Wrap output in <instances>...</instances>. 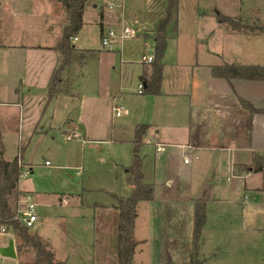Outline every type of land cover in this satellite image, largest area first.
Instances as JSON below:
<instances>
[{
  "label": "rangeland",
  "instance_id": "obj_1",
  "mask_svg": "<svg viewBox=\"0 0 264 264\" xmlns=\"http://www.w3.org/2000/svg\"><path fill=\"white\" fill-rule=\"evenodd\" d=\"M89 1L97 2V5L85 8L82 26L76 34L78 40L71 39V43L75 47L101 49L103 52L86 56L83 69L80 70V52H75L71 68H66L61 74V89L68 88L73 94L70 98L58 97L55 101L58 108L51 110L47 104L40 116L39 108L45 104L41 92L43 72L51 59L43 60L37 50L28 47L0 50V134L3 157L11 160L14 156L21 155L26 163L22 166L17 189L32 191L38 215L37 222L28 231L38 233L48 243L49 249L56 251L57 259L66 257L63 259L66 264H90L84 257L93 242L94 223L95 227L98 226L101 216L95 203L111 202V194H130L126 168L132 162L133 145L127 140L133 139L136 125L155 123L158 138L165 141H179L190 130V114L182 98L142 95L144 82L141 81L142 92L137 91L139 82L136 75L142 56L153 50V44L143 37L154 35L156 22L163 15L167 0H124V3H133V9L127 10H120L118 6L107 9L104 2L103 10L112 13L107 19L114 21L109 23L114 29L116 40L111 49L102 46L99 28L95 23L101 1L105 0ZM0 5L4 7L0 19L7 27L23 31L17 38L19 43L15 44L28 46L37 41L54 44L59 40L62 27L67 21V13L60 0H11L10 5H6V0H0ZM12 7H17L22 13L18 16L11 15ZM40 11L42 14H38ZM218 12L228 16L232 25L243 26L233 29L226 23L218 22ZM174 21L175 32L171 24L167 30L170 31L167 34L168 54H163L164 58L162 57L164 90L179 87L180 80L187 78L186 75L175 76L170 64L175 59L189 62V51L195 50L194 48L213 51L196 54L198 61L207 58L219 64L231 61L264 63V32L257 31L264 27V0H176ZM124 27L134 30L135 35L121 38L120 31ZM249 27L254 31H248ZM15 41L16 38L10 36L0 37L1 43L14 44ZM56 53L59 59L60 55ZM143 71H151L148 63H144ZM18 73L24 75L27 82L17 85L16 99L23 105L21 113L16 106L4 103L10 98L8 90L13 85V76ZM69 78L73 81L67 87ZM177 79L179 85L176 84ZM119 84L120 91H123L126 98L120 100L118 97L113 104L126 108L127 114L115 116L111 99L106 96L120 93ZM76 95L79 98L81 95L85 97L81 117L76 121H66V114L76 106ZM92 113L95 120L92 119ZM195 115L193 112L192 124H195ZM50 117L52 127L48 125ZM111 121L114 130L112 135L110 132L106 134L111 129ZM64 122L71 123L62 128ZM81 125L85 127L84 133ZM71 133L78 136L66 139L67 134ZM117 133H121L122 137ZM150 133H155V129L151 128L148 135ZM147 137H144L145 141ZM119 138L125 141H120ZM138 154L142 160V182H151L153 147L141 143ZM174 154L175 161L170 163L168 170L170 184H165L160 175L161 179L151 185L154 187V195L159 200L167 201L169 197L181 199L199 196L202 189L208 195L220 194L219 204L210 206L209 228L201 235L199 252L204 258L202 264H227L225 248L220 251L216 248L223 240L233 241L238 236L235 233L223 236L218 225L233 222L235 229L237 228L242 221L241 202L245 200L244 195L247 193L239 187L240 180L234 176L226 160L206 164L193 159L192 163L181 168V149L176 147ZM45 160H48V164H45ZM20 193L24 192L15 191L10 196L12 207H15ZM64 200H68V204H63ZM249 200L255 204V208L244 218L250 222L264 219V198ZM144 205L139 206L137 236L145 238L142 243L146 246L148 235ZM225 209L228 213H225ZM98 227L95 228L97 232ZM10 241H13L16 256L7 257L0 252V264H32L33 250L30 247L18 250L20 241L11 228H6L5 232L0 231V251ZM215 241L218 243L215 244ZM144 250L149 259L141 264H152L155 259L150 254V247ZM166 262L169 263L168 260ZM250 264L258 263L251 260Z\"/></svg>",
  "mask_w": 264,
  "mask_h": 264
},
{
  "label": "crops",
  "instance_id": "obj_2",
  "mask_svg": "<svg viewBox=\"0 0 264 264\" xmlns=\"http://www.w3.org/2000/svg\"><path fill=\"white\" fill-rule=\"evenodd\" d=\"M10 2L11 0H6V5H10ZM104 2L105 1H101L100 8L97 11V19L95 20V23L98 25L100 35L104 29H106L107 27H111L109 24L110 22H114L111 18L110 20L107 19V17L112 13H106L107 11L103 10ZM96 5L97 2H90L88 0L85 8L88 6L96 7ZM132 5L133 3L131 4L126 1L118 7L120 8V10H127L130 8L133 9L131 7ZM3 9L4 7L0 5V15L3 14ZM21 13L22 12L17 9V7H12L10 10V14L13 16H18ZM40 13L41 11L38 12V14ZM67 22L68 19L65 23ZM168 29H170V25L165 31L166 49L164 52V56L168 54L167 40L169 39V36L167 34L170 33V31H167ZM226 31L230 32L227 28ZM22 32L23 31L16 30L15 28H11L10 30V27H7L3 20L0 19V37L2 38L10 36V38H16V41L13 42L14 44H9L10 42H0V50L4 51L9 50V48L28 47L37 50V52H39L38 54L43 60L51 59L43 72V88L41 92L45 99V104L43 103L44 105L39 108V110H41L40 116H42L47 108L44 107L45 105L48 104V108L54 110L55 108L59 107L55 103L58 97L70 98V95L73 94V91L68 90V88L67 90L60 89L55 96H53L51 99H47V86L49 78L59 60L56 53L58 52L56 50L58 39L54 44L45 41H37L35 44L28 46L23 44H15L19 43L17 42V38L21 36ZM34 34L38 36L37 33L34 32ZM76 40H78V38ZM194 49L195 50L189 51V54L191 55L189 62H179L177 59H175L173 63L170 64L175 76H187L185 80H180L179 87L164 90V64L162 63V78L160 82L159 92L157 94H148L145 92L141 93L142 95H153L157 98H160L162 96L182 98L183 103L185 104V107L186 109H188L190 114V130L187 135L179 141L160 140L158 138L159 132L158 130H156L157 125L151 122L144 123V125L147 126V129L145 134L142 136L141 143L150 144L154 150V163L150 166L151 169L149 168L151 172L153 171V174L151 176L152 180L151 182L147 183L154 185V181L161 179L160 175H162L165 184H170L171 179L168 174V170L170 167V163L175 161L174 150L176 147L181 149L182 157H189V161L187 163H184L183 159L179 163V166L181 168L192 163L193 159H198L201 162L204 161L206 164L215 163L219 160H226L229 163L234 176L239 178L240 180L239 187L242 189V191H245L247 195H244L245 200L241 202L242 221L238 224L237 228L235 229L233 222L226 223L222 226L218 225V227L222 231L223 236H230L235 233L238 236L237 239L233 241L227 240L228 242H225L223 240V243L221 242L220 246L217 247L216 250L220 251L222 248H225L227 255V264H250L251 260H253L254 263L263 264L264 237L262 236H264V219L250 222L249 220L245 219L244 216L249 215L251 213V210L255 208V204L253 202H250L249 199L260 200L262 197L264 198V167L261 171L258 172L245 170V166H249L252 164L253 154L259 155L264 159V114L250 113L240 104L239 99H244L250 102L256 108H264V80H248L235 77L227 80L222 77H215L212 75V68L221 64L213 62L212 60H208L207 58L204 61H198L195 57L196 54H203V52L213 53V51H209L207 48L203 50H196V48ZM75 52H80L79 57L81 59V62L80 64H78V69L80 70V68L83 69V61L85 60L86 56L93 54L94 52L98 53L103 51L101 49H83L75 47ZM146 54L152 55L150 54V51H147ZM232 62L233 61L224 63ZM144 63V61H142L141 64L139 63V71L136 75V80L139 82L137 83V87L138 84H141L139 76L144 72ZM71 64L72 62L66 67L68 68L67 70L71 68ZM12 80L13 85H10V88L8 90L10 98H8V100L4 103H7V105L9 106H16L21 113L23 110V105L16 99V93L18 91L17 85L19 83L23 84V81L26 84L27 82L24 75L22 76L19 73L15 74ZM72 81L73 80L69 78L67 87H69V84ZM176 84L179 85L178 79L176 80ZM118 90L120 93H110L106 96L107 98L111 99L112 109L114 107H117L114 106L113 103L118 97H120V100H125L126 98L123 95V91H120V84ZM255 92H257V94ZM75 97H77L76 106L73 107V110L71 112L68 111L65 118L66 121H76L77 118L81 117V108H83L85 97H83L82 95L80 96V98L77 95ZM193 112L196 113L195 124H192L191 121ZM71 116H73L74 118H72ZM51 119L52 117H50L48 121L49 127H52L50 124ZM92 119L95 120V116L93 113ZM69 123L71 122H64V124H62V128H64V126ZM141 124L142 123H139L138 125ZM110 125L111 129L108 130L106 134L110 132V134L112 135L114 132L112 121L110 122ZM138 125H136V127ZM81 127L82 133H84L85 127L82 125ZM151 128L155 129V133H150V135H148V131ZM117 134H119V136L122 135L121 133ZM144 137H147L146 141L144 140ZM119 140L125 141L122 138H119ZM133 140L134 135L133 139H128L127 141H130L132 144ZM84 141L85 140L83 139L82 142ZM156 142L164 145V150L160 153H157L155 151L154 144ZM158 161L160 162L158 163ZM23 164L25 165L26 163L23 162ZM128 186L131 191L132 186L129 184ZM152 188L154 187L152 186ZM204 190L205 189L200 190L199 196H188L181 199L169 197L168 199H166L167 201H162L154 195L153 189L152 198L150 200H139L137 202L136 218L134 222V235L137 239V245L132 256V261L134 264H141L145 263V261H148L149 256L145 253L144 250V248L148 250V247H150V254L153 256V259H155L152 264H188L193 224V200L196 198L205 199L206 221L202 228L201 235L203 234V232L205 233V231L209 228V209L211 204H219L220 200V194L208 195L204 192ZM17 191H23L24 193H30L31 195H33L32 191L30 190L17 189ZM112 199L113 200L111 202L107 203H95V205H97L100 209L101 216L98 222L99 227L96 226L99 229L98 232L95 230L96 227L94 223L93 242L90 251H88L87 255L84 257L87 263L115 264L116 262L117 210L114 207L115 200L113 197ZM63 204H68V200H64ZM142 204H145L143 208H145L144 214H146V230L148 235V238H146L145 240L146 246H144L142 243L144 242L145 238H140L137 236L139 206ZM226 209L225 213H228ZM107 222H109L108 226ZM248 236L250 237L248 238ZM200 240H202V238ZM216 243L218 242L215 241V244ZM51 250L53 252L55 260L64 262V264H66L65 260H63L66 259V257L63 259H57L56 251L53 249ZM253 254L255 255V257ZM199 256L202 262H204V258L201 256L200 252ZM135 257H137V260H135ZM167 260L169 261V263L166 262ZM148 264H150V262H148Z\"/></svg>",
  "mask_w": 264,
  "mask_h": 264
},
{
  "label": "trees",
  "instance_id": "obj_3",
  "mask_svg": "<svg viewBox=\"0 0 264 264\" xmlns=\"http://www.w3.org/2000/svg\"><path fill=\"white\" fill-rule=\"evenodd\" d=\"M64 6L68 22L63 25L61 36L56 44V50L59 52V60L53 69L47 86V99H51L61 89V74L64 69L72 62L75 54V47L71 43V38L76 36L82 26V14L88 0H60ZM176 0H167L163 15L157 20L153 36L143 37L152 42L153 53L152 61L148 63L151 68L149 73L143 72L139 80L144 82L143 92L148 94H157L160 89L162 78V57L166 48L165 31L174 21V10ZM217 21L226 23L230 28L239 29L230 22V18L220 12L216 13ZM248 31H254L249 27ZM246 31V30H245ZM263 31L264 27L257 30ZM212 75L222 77L227 80L231 78H241L248 80H264V64H240L224 63L212 68ZM240 104L250 113H263L264 108H256L250 102L239 99ZM147 126L138 125L134 132L132 141V162L126 168L128 174L127 182L132 186L130 194L126 196L111 194L115 200V209L117 210L116 221V262L115 264H134L132 256L137 245V239L134 235V222L136 218V205L139 200H150L153 194L151 184L142 182V160L138 154L139 145H141L142 136L145 134ZM1 133V132H0ZM21 155H16L11 160L3 157V143L0 134V225L11 228L13 233L19 238L17 249L30 247L34 252L32 264H64V262L54 259V255L49 245L37 233H30L29 228L22 225L14 218V207L10 204V196L17 191V183L21 175L23 166ZM264 167V159L259 155L253 154L252 164L245 166V170L252 172L261 171ZM22 194V193H20ZM206 221L205 199L196 198L193 200V224L189 252L188 264H202L199 259V245L202 228Z\"/></svg>",
  "mask_w": 264,
  "mask_h": 264
},
{
  "label": "built area",
  "instance_id": "obj_4",
  "mask_svg": "<svg viewBox=\"0 0 264 264\" xmlns=\"http://www.w3.org/2000/svg\"><path fill=\"white\" fill-rule=\"evenodd\" d=\"M124 3V0H105V8L107 9H113L116 6H120ZM135 35L134 30H130L127 27H124L120 31V37H132ZM101 44L102 46H105L108 49H111L115 43V34L114 29L112 27H107L104 29L101 33ZM73 40H76L77 37L74 36L72 38ZM142 61L145 63H150L152 61V55L145 54L142 56ZM138 93L142 92V84H138ZM127 109L123 108L122 106L114 107V114L115 116H118L120 114H126ZM78 135L75 133L68 134L66 136V139L75 138ZM155 151L157 153H160L164 150V145L161 143L156 142L155 144ZM189 161L188 158L183 156V162L187 163ZM45 164H48V161H45ZM14 211V218L17 219L22 225H24L27 228H33L35 222L38 219L37 210H36V203L33 200V196L30 193H22L20 194V198L17 200V203L13 209ZM6 228L5 226L0 227L1 232H5Z\"/></svg>",
  "mask_w": 264,
  "mask_h": 264
},
{
  "label": "water",
  "instance_id": "obj_5",
  "mask_svg": "<svg viewBox=\"0 0 264 264\" xmlns=\"http://www.w3.org/2000/svg\"><path fill=\"white\" fill-rule=\"evenodd\" d=\"M150 54H152V51H150ZM0 252L2 255L7 256V257H15L16 251H15L13 241H10L8 245L4 246Z\"/></svg>",
  "mask_w": 264,
  "mask_h": 264
}]
</instances>
